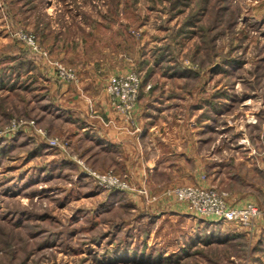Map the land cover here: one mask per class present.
<instances>
[{
	"label": "rangeland",
	"instance_id": "1",
	"mask_svg": "<svg viewBox=\"0 0 264 264\" xmlns=\"http://www.w3.org/2000/svg\"><path fill=\"white\" fill-rule=\"evenodd\" d=\"M88 60L135 71L137 99L146 87L171 98L172 112L185 120L199 112L200 125L214 128L203 143L213 159L203 162L206 183H193L213 185L230 203L264 205V0H0V264H149L159 254L174 259L160 264H264L256 219L248 228L149 211L171 199L166 188L193 183L156 191L78 154L71 157L77 170L54 158L71 155L64 118L52 106L56 89L81 88ZM56 61L79 80H61ZM116 74L123 72L108 82ZM87 168L110 170L128 187L112 192ZM134 251L147 261H132Z\"/></svg>",
	"mask_w": 264,
	"mask_h": 264
},
{
	"label": "crops",
	"instance_id": "2",
	"mask_svg": "<svg viewBox=\"0 0 264 264\" xmlns=\"http://www.w3.org/2000/svg\"><path fill=\"white\" fill-rule=\"evenodd\" d=\"M98 65L92 60L82 61L81 88L61 83L56 89V100H52V106L64 118L63 132L71 155L60 152L54 158L71 162L77 170L71 157L78 154L97 168L125 172L136 186L146 185L156 191L180 183L195 181L205 184L201 179L205 174L203 162L213 159L211 153L208 156L203 154V147H206L203 143L214 130L209 122L204 121L200 125L199 112H191L186 120L185 114L175 115L167 104L171 98L165 93L164 96H150L146 87H141L132 117L125 119L110 104L105 86L113 72L124 73L127 69L106 71L98 69ZM54 89L53 84L50 91ZM195 106L191 104V107ZM213 145L209 143V149ZM108 197L113 196L108 194ZM128 197L142 204L137 193ZM105 200L102 199L100 204ZM167 200L151 204L149 211L157 216L166 211H186L184 205L173 198ZM242 202L240 199L235 204ZM255 221V232L264 231V215H257Z\"/></svg>",
	"mask_w": 264,
	"mask_h": 264
},
{
	"label": "built area",
	"instance_id": "3",
	"mask_svg": "<svg viewBox=\"0 0 264 264\" xmlns=\"http://www.w3.org/2000/svg\"><path fill=\"white\" fill-rule=\"evenodd\" d=\"M55 65L61 80L73 82L79 80L78 73L73 67L65 66L58 61L55 62ZM140 85L139 75L133 70L113 75L108 82L106 88L108 99H110L112 107L127 120L130 119L131 112L137 103ZM37 131H40L42 136L45 135V132L40 128ZM45 139V142L51 147L58 144L56 138ZM85 172L95 177L98 184L104 187L116 190L128 187L124 180L112 175L110 170L97 174L87 168ZM204 177L203 175L202 178ZM164 194L184 205L186 211L193 215L214 220H227L239 227H251L256 216L264 214V205L261 206L257 202L251 201L243 202L240 205L230 203L226 199L225 192L213 185L205 186L200 183L178 185L174 188H166Z\"/></svg>",
	"mask_w": 264,
	"mask_h": 264
},
{
	"label": "trees",
	"instance_id": "4",
	"mask_svg": "<svg viewBox=\"0 0 264 264\" xmlns=\"http://www.w3.org/2000/svg\"><path fill=\"white\" fill-rule=\"evenodd\" d=\"M117 190H119V189H117ZM117 190L116 189H113V191L112 192H117ZM228 236H230V238H232V236L231 235H227L226 237H228ZM225 237V240L224 239H217V240H219V242H220V240H222L221 242H225L226 240H228V239H230V238H226ZM234 237V236H233ZM235 238V237H234ZM206 239V240H205ZM203 240V242H207V243H209L210 242V240H209V238L208 237H204V238H200V241H202ZM212 240H215V239H212ZM134 255H135V259L134 260H132V261H140V263H145L144 261L147 259V258H144L145 257V254L144 253H138V252H135L134 251ZM123 260H126V259H123ZM149 261H147L149 264L150 263H153V261H154V263L155 264H160L161 262H168V261H174V259H172L171 257L170 258H163L162 257V255H157L156 256V259L155 260H153V259H148ZM150 260H152V261H150ZM113 262H116V261H113ZM112 262H105V260L101 263V264H111ZM164 263V264H165Z\"/></svg>",
	"mask_w": 264,
	"mask_h": 264
}]
</instances>
